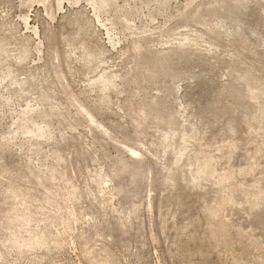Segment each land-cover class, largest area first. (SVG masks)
Returning <instances> with one entry per match:
<instances>
[{
	"label": "rangeland",
	"instance_id": "obj_1",
	"mask_svg": "<svg viewBox=\"0 0 264 264\" xmlns=\"http://www.w3.org/2000/svg\"><path fill=\"white\" fill-rule=\"evenodd\" d=\"M0 264H264V0H0Z\"/></svg>",
	"mask_w": 264,
	"mask_h": 264
}]
</instances>
